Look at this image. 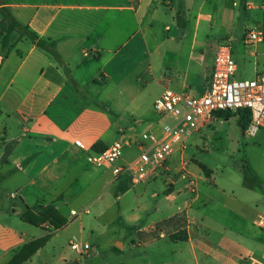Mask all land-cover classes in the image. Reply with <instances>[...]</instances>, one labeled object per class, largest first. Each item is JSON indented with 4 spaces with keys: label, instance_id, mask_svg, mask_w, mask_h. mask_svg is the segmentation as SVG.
Segmentation results:
<instances>
[{
    "label": "crops",
    "instance_id": "obj_1",
    "mask_svg": "<svg viewBox=\"0 0 264 264\" xmlns=\"http://www.w3.org/2000/svg\"><path fill=\"white\" fill-rule=\"evenodd\" d=\"M0 8L9 9L38 41L59 54L56 58L37 42L20 39L17 30L3 48L9 23L0 15V261H10L27 243L45 236L52 239L66 228L51 231L48 224H32L26 217H38V206L53 205L66 218L62 205L68 204L72 189L76 195L83 193L77 187L79 176L94 168L87 162L90 154L109 147L121 135L139 137L111 121L108 105L113 100L122 105L120 96L129 91V107L134 108L130 111L127 106L123 112L136 115L140 109L136 82L115 85L113 96L108 72L147 73L161 94L172 90L201 96L210 88L221 42H239L238 35L244 42L247 31L264 27V0H0ZM246 49L238 55V63L252 57L263 69L264 42ZM211 50L215 52L209 59ZM105 56L110 68L101 71ZM98 71L102 73L97 77ZM151 121L147 132L159 133ZM188 171L196 179L195 192L186 181L170 184L161 178L162 192L176 203L174 208L185 215L186 224L169 235L161 231L150 243L133 241V245L151 249L168 236L177 245L174 251L181 252V262L187 254L190 264H264V226L258 224L264 221V211L258 201L229 199L242 210L256 211L252 221L246 220L228 208L229 201L225 205L217 200L214 191L221 189L211 178L212 170L208 179L197 169ZM156 183L157 179L143 185ZM7 185L13 186L10 194ZM135 187L126 176L108 179L102 191L107 199L98 203V217L116 207L121 215L120 202ZM152 195L159 197L155 190ZM19 196L21 204L9 209V197ZM212 204L213 213L206 214ZM228 211L241 218L238 233L227 230L219 218ZM129 219V226H139L138 215ZM245 220L250 223L244 224Z\"/></svg>",
    "mask_w": 264,
    "mask_h": 264
},
{
    "label": "rangeland",
    "instance_id": "obj_2",
    "mask_svg": "<svg viewBox=\"0 0 264 264\" xmlns=\"http://www.w3.org/2000/svg\"><path fill=\"white\" fill-rule=\"evenodd\" d=\"M237 38L239 42L228 43L231 45L233 57L238 63L237 57L247 51V44L245 40L243 42L244 38L240 35ZM223 43L226 42L222 41L221 44ZM214 52L211 50L209 59L213 57ZM107 57L105 56L100 64L101 71L110 68L108 65L111 63L110 58ZM261 70V66L255 65L254 58H246L244 63L237 64V73L234 78L236 80H252ZM101 71L96 72L97 77L100 76ZM108 74L110 75L108 84L111 86V90L115 89L112 91L113 96L117 95L115 85L118 87L120 83L126 85L130 82H136L137 85L140 109L136 115L123 112V108L129 107V91L120 96L122 105L117 104L114 100L108 104L112 108V113L109 114L111 121H116L127 133L136 131L140 135L143 132L151 131L148 128V122L151 120V123H156V130L160 132L164 125L177 123V120L170 115H158L151 110L150 106L163 93L161 94L160 87L154 80H151L147 73L135 76V73H119L112 70ZM132 94L134 95L135 91L133 93L132 90ZM133 108L130 106L129 110L132 111ZM239 121L243 130L238 126ZM249 123L250 117L244 112L232 111L218 115L210 125L192 133L186 142V149L176 153L168 165L173 166L174 162L179 161L182 156L188 161V168L201 171L204 179H208L207 176H210V169L213 171L212 180L215 181L219 190L225 191L223 194L221 190L216 191L215 189L214 191L213 189L219 202H225L226 205L227 201L234 196L243 202L258 201L259 210L264 211V130H260L255 136H247L246 130ZM121 136L117 138V141L125 140V137ZM136 155H138L137 148L126 149L123 159L129 161ZM124 160H121L119 165L124 164ZM113 177L112 170L108 168L86 169L79 176V185L77 186L83 193L76 195L72 189L68 204L62 205V211L67 215L63 227L66 228L49 239V243L41 249L39 255L33 256L31 261L28 260L29 262L26 261L22 264H151V262L154 264L164 262H167L166 264H190V257L187 254L181 262V252L174 251L177 249V245L168 236L151 249L133 245V241L141 243V245L150 243L161 231L169 235L170 231L186 224L185 215L179 214L174 208L176 203L162 192L164 186L160 176L157 178L158 183L156 184L147 187L140 184L132 189V192L120 202L121 215L118 214L116 207L104 217H98V203L101 199L102 202L107 199V195L102 194L103 186L108 179ZM6 187L10 194L13 186L7 185ZM154 190L159 193V197H153ZM97 199L98 201L91 205ZM161 202L164 203L160 204ZM7 203L9 209L15 204L19 206L21 204L20 196L17 199L9 197ZM228 205V208L234 210L239 216L243 214V218L246 220L252 221V218L257 215L254 210L249 213V209L244 206L245 210H242L238 203L234 204L229 201ZM213 206L215 205L212 204L205 213H213ZM71 209L76 210L78 214L72 215ZM132 210L134 211L131 212ZM135 214L139 216V226L133 227L134 224L129 226V218ZM191 214L198 217L194 210ZM219 218L227 230L238 233L241 218L230 214L229 211L227 215L222 214ZM246 220L244 224L250 223ZM252 229L255 230L253 226ZM217 237V235H213V239H217ZM71 241L87 243L90 249L82 255L78 254L72 250ZM122 241L125 242V249ZM249 260L251 263L255 262L250 258ZM8 261V258H5L0 261V264H8L11 260Z\"/></svg>",
    "mask_w": 264,
    "mask_h": 264
},
{
    "label": "built area",
    "instance_id": "obj_3",
    "mask_svg": "<svg viewBox=\"0 0 264 264\" xmlns=\"http://www.w3.org/2000/svg\"><path fill=\"white\" fill-rule=\"evenodd\" d=\"M264 42V27L247 31V45ZM237 61L232 54L231 45L226 42L217 48L209 90L201 96H191L166 90L153 104V111L158 115H170L177 120L175 125L166 124L161 132H143L138 138L129 137L117 141L99 152L87 157V162L94 168H109L114 176H126L132 186L148 183L159 176L176 184L186 181L192 192L196 191V179L188 171V161L180 159L178 166L168 163L172 157L186 149V142L194 132L208 126L217 112L246 109L250 112L251 122L246 130L247 136H255L264 130V65L262 71L252 80H236ZM80 146V143L77 142ZM137 148L138 155L132 160L119 165L125 150ZM12 197L16 193L11 194ZM78 213L73 211L72 215ZM264 226V221L258 223ZM73 251L86 253L89 244L70 242Z\"/></svg>",
    "mask_w": 264,
    "mask_h": 264
},
{
    "label": "trees",
    "instance_id": "obj_4",
    "mask_svg": "<svg viewBox=\"0 0 264 264\" xmlns=\"http://www.w3.org/2000/svg\"><path fill=\"white\" fill-rule=\"evenodd\" d=\"M0 15L3 20L7 21L9 23V30L8 32L3 36V48H6L9 44L10 34L14 32L15 30L20 32V39L22 38H29L33 42H37L38 46L46 50L49 54L53 55L54 57L58 58L59 54L56 51L55 48L47 46L45 42L38 41L37 35L31 30L29 26H23L20 24L13 14L10 12L7 8H0ZM232 111H222L217 112L216 115H223L225 113H230ZM236 112H244L250 117L251 122V116L250 112L246 109H240ZM225 117V116H224ZM250 123L248 124V126ZM238 126L243 130V126L238 122ZM247 126V127H248ZM37 212L39 213V216H31L27 215L26 220L28 222L33 223H46L48 224L51 231L59 230L62 227H64V222L66 221L65 217H63L58 210L53 205H47V206H38ZM49 240V236H45L43 238H39L36 240H33L29 243H27L19 252H17L11 261L8 264H22L29 259H31L41 248H43L46 243ZM116 250H119L118 248H115ZM120 251V250H119Z\"/></svg>",
    "mask_w": 264,
    "mask_h": 264
}]
</instances>
